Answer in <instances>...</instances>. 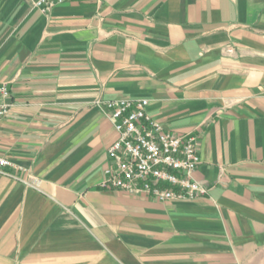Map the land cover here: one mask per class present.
<instances>
[{
	"label": "crops",
	"instance_id": "obj_1",
	"mask_svg": "<svg viewBox=\"0 0 264 264\" xmlns=\"http://www.w3.org/2000/svg\"><path fill=\"white\" fill-rule=\"evenodd\" d=\"M3 86L0 264H264V0H0ZM111 100L196 139L206 197L101 187Z\"/></svg>",
	"mask_w": 264,
	"mask_h": 264
},
{
	"label": "built area",
	"instance_id": "obj_2",
	"mask_svg": "<svg viewBox=\"0 0 264 264\" xmlns=\"http://www.w3.org/2000/svg\"><path fill=\"white\" fill-rule=\"evenodd\" d=\"M32 1L42 14L49 15L56 6L71 0ZM8 96V88L1 87L0 125L10 111L5 102ZM98 104L104 107L117 132V139L108 150L112 165L104 172L101 185L104 190L147 196L160 203L195 202L206 197L208 190L193 179L202 162L195 138L166 131L148 113L147 100H111ZM13 166L0 155V169Z\"/></svg>",
	"mask_w": 264,
	"mask_h": 264
}]
</instances>
